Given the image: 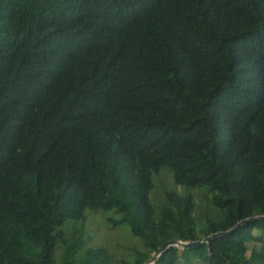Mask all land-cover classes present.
I'll use <instances>...</instances> for the list:
<instances>
[{
    "label": "trees",
    "instance_id": "16d2710c",
    "mask_svg": "<svg viewBox=\"0 0 264 264\" xmlns=\"http://www.w3.org/2000/svg\"><path fill=\"white\" fill-rule=\"evenodd\" d=\"M87 208L137 237L117 264L264 214V0H0V264H113ZM152 264H264V217Z\"/></svg>",
    "mask_w": 264,
    "mask_h": 264
},
{
    "label": "rangeland",
    "instance_id": "374dc122",
    "mask_svg": "<svg viewBox=\"0 0 264 264\" xmlns=\"http://www.w3.org/2000/svg\"><path fill=\"white\" fill-rule=\"evenodd\" d=\"M166 168L161 169L159 174H154L153 187L149 193L151 201L157 206L159 198H163L165 189H175L181 191L183 186L177 185L173 182L172 178L167 172ZM201 189V190H200ZM185 190L191 192L195 198L194 213L198 220L204 216L205 212H211L212 207H209L208 197L203 188H186ZM214 207V206H213ZM156 208V207H155ZM213 211V210H212ZM120 214L113 208L109 209H86V218L81 220H69L63 227L67 234L74 231H84V245L93 246L98 243H102L107 246L111 253V261L113 264H117V259L125 257L133 248L138 246L135 239L136 236L130 233L128 225L120 223L116 226H112L108 221V217H118ZM132 235V236H131ZM181 248V247H179ZM56 264H60V254L62 251V245L55 248ZM82 250V249H80ZM249 253V250H247Z\"/></svg>",
    "mask_w": 264,
    "mask_h": 264
},
{
    "label": "water",
    "instance_id": "95a60500",
    "mask_svg": "<svg viewBox=\"0 0 264 264\" xmlns=\"http://www.w3.org/2000/svg\"><path fill=\"white\" fill-rule=\"evenodd\" d=\"M256 217H264V214H257V215H254V216L243 218V219L239 220L235 225H233L232 227H230V228H228L226 230L213 231V232H211V233H209L207 235L200 236L199 238H197L195 240L168 239L152 253V255L146 261L145 264H152L154 262V260L162 253V251H164L170 245H175V246L181 247V248H187V247L193 246V245H195L197 243H200L202 241H207V240H209L210 238H212L214 236L231 232L240 223H242V222H244V221H246L248 219L256 218Z\"/></svg>",
    "mask_w": 264,
    "mask_h": 264
}]
</instances>
